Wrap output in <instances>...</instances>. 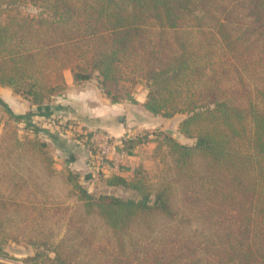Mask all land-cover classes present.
<instances>
[{"label": "trees", "instance_id": "trees-1", "mask_svg": "<svg viewBox=\"0 0 264 264\" xmlns=\"http://www.w3.org/2000/svg\"><path fill=\"white\" fill-rule=\"evenodd\" d=\"M65 69L78 83L97 78L112 103L145 84V108L164 118L184 114L178 131L193 141L146 132L156 135L155 150L165 147L159 179L141 168L129 179H106L134 197L95 194L67 170L68 194L101 219L106 236L82 255L49 233L29 238L48 251L38 249L27 263L264 264V0H0V85L37 106L15 113L0 98L9 118L34 135L6 133L11 148L48 175L55 158L33 116L61 108L50 101L66 88ZM2 177L5 256L2 244L18 239L5 226L9 206L27 179L3 169Z\"/></svg>", "mask_w": 264, "mask_h": 264}, {"label": "rangeland", "instance_id": "rangeland-1", "mask_svg": "<svg viewBox=\"0 0 264 264\" xmlns=\"http://www.w3.org/2000/svg\"><path fill=\"white\" fill-rule=\"evenodd\" d=\"M24 10L27 12L36 11L32 6H25ZM92 79L96 80L95 77ZM134 91L135 88L132 93ZM132 93L129 98H132ZM137 94L141 95V92ZM183 116L184 114L180 113L170 119L163 117L162 119L166 122L165 126H167L166 131L175 135L173 130L176 131L175 127ZM112 121L116 123L117 118L114 116ZM9 127H15L19 137L34 135V132L26 128L23 122H15L13 118H9L3 105L0 104V144L2 145V150L0 148V173L3 169L4 171L16 172L17 176L22 175V178L27 179L24 190L19 192L16 199L11 200L8 214L11 219L7 223L5 222L6 228L14 231L18 235V239H9L2 244L6 255H0V261L10 264H29L24 260L26 257L34 255L38 249L46 252L48 248L42 244L37 248L28 239L42 238L48 233L51 234L52 242L60 244L66 250H77L82 255L89 246L94 245L95 240L99 238L102 240L106 236L103 222L96 215H85L82 204L68 194V186L65 183L66 169L58 167L55 161L56 173L48 175L39 161L29 153L11 148L12 139L6 133ZM175 137L182 143L191 144L193 141L181 135ZM164 149L165 147L159 150L154 148L148 154L149 159L141 167L147 179L151 181H157L165 167ZM3 157L6 159L2 162ZM7 185L8 181L4 177L0 178V187L4 189ZM13 193L16 191L14 190ZM93 193L98 195L116 194L126 198L136 195L135 191L123 186L107 187L102 180L98 181ZM17 199L23 201L25 205L14 204Z\"/></svg>", "mask_w": 264, "mask_h": 264}, {"label": "crops", "instance_id": "crops-1", "mask_svg": "<svg viewBox=\"0 0 264 264\" xmlns=\"http://www.w3.org/2000/svg\"><path fill=\"white\" fill-rule=\"evenodd\" d=\"M63 74L66 88L50 101L51 105H61V108L54 110L50 115L62 116L64 120L75 123L77 131L83 133V136L79 138L70 129L63 128L60 124L64 120L51 122L40 115L33 116L34 122L39 123V127L48 135L56 165L78 173L80 182L91 192L101 180L107 187H115L106 183V179L111 175L132 178L135 171L143 167L149 159L148 154L157 145L155 137L147 138L144 134L150 131H166L167 127L162 116L155 115L145 108L147 88L143 83L137 84V92L132 93V98L127 97L121 102L112 103L101 91L97 78L78 83L70 69H65ZM138 92H141V95H138ZM0 98L16 113L37 108L29 100L15 94L8 86L0 85ZM114 116L117 118L116 123L112 121ZM178 127L179 121L175 127L176 133L173 130L174 136L184 137ZM95 129L109 132L120 143V147L127 151L128 158L121 170L115 171L107 166L97 173L92 169L87 137ZM52 134L55 138L49 136Z\"/></svg>", "mask_w": 264, "mask_h": 264}, {"label": "built area", "instance_id": "built-area-1", "mask_svg": "<svg viewBox=\"0 0 264 264\" xmlns=\"http://www.w3.org/2000/svg\"><path fill=\"white\" fill-rule=\"evenodd\" d=\"M40 116L49 119L51 122H56L57 119L61 121L64 120L62 116L56 117L54 114ZM35 123L40 126L36 121ZM60 125L65 129H70L73 134L79 138L83 136V133L79 130L77 131L75 123L64 120ZM146 137L156 138V135L151 133ZM87 141L91 167L97 173L102 172L107 166L115 171L121 170L125 166L128 158L127 151L120 147V143L109 132L95 129L90 136L87 137Z\"/></svg>", "mask_w": 264, "mask_h": 264}]
</instances>
